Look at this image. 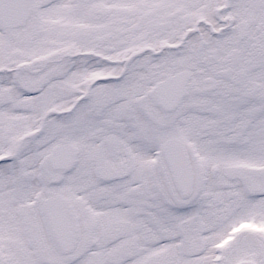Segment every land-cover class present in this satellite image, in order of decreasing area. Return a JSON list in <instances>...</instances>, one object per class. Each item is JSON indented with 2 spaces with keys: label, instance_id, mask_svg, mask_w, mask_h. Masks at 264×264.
Segmentation results:
<instances>
[{
  "label": "snow or ice",
  "instance_id": "snow-or-ice-1",
  "mask_svg": "<svg viewBox=\"0 0 264 264\" xmlns=\"http://www.w3.org/2000/svg\"><path fill=\"white\" fill-rule=\"evenodd\" d=\"M0 264H264V0H0Z\"/></svg>",
  "mask_w": 264,
  "mask_h": 264
}]
</instances>
